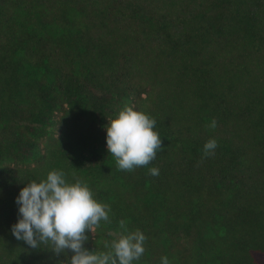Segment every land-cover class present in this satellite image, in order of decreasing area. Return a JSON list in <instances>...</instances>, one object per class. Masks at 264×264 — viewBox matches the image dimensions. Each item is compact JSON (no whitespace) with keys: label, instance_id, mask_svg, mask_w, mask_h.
I'll return each mask as SVG.
<instances>
[{"label":"trees","instance_id":"trees-1","mask_svg":"<svg viewBox=\"0 0 264 264\" xmlns=\"http://www.w3.org/2000/svg\"><path fill=\"white\" fill-rule=\"evenodd\" d=\"M126 105L162 141L132 170L106 147ZM54 169L110 205L89 250L125 219L147 237L134 264H264V0H0V264L73 254L11 232Z\"/></svg>","mask_w":264,"mask_h":264},{"label":"clouds","instance_id":"clouds-1","mask_svg":"<svg viewBox=\"0 0 264 264\" xmlns=\"http://www.w3.org/2000/svg\"><path fill=\"white\" fill-rule=\"evenodd\" d=\"M156 120L144 111L126 105L106 126V147L116 158L118 168L132 170L149 164L156 158L161 136L155 130ZM213 120L210 127H215ZM217 147L215 138L207 140L203 149L210 154ZM151 175L159 169L149 168ZM18 219L11 226L17 240L32 248L53 245L57 255L71 250L73 253L62 264H134L145 253L147 237L140 229L130 230L127 221H119V231L105 241L104 250H89L84 246L86 234L100 227L101 221L110 223V205L96 199L89 184L82 178L69 181L62 169L47 173L45 179L31 180L20 189L15 198ZM160 264H171L167 255Z\"/></svg>","mask_w":264,"mask_h":264}]
</instances>
